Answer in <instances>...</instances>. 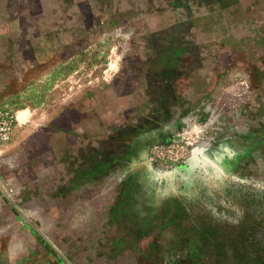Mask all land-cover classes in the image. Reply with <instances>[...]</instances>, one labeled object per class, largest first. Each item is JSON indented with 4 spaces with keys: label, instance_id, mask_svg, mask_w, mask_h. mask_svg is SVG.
<instances>
[{
    "label": "rangeland",
    "instance_id": "obj_1",
    "mask_svg": "<svg viewBox=\"0 0 264 264\" xmlns=\"http://www.w3.org/2000/svg\"><path fill=\"white\" fill-rule=\"evenodd\" d=\"M3 120L0 264H264V0H0Z\"/></svg>",
    "mask_w": 264,
    "mask_h": 264
},
{
    "label": "trees",
    "instance_id": "obj_2",
    "mask_svg": "<svg viewBox=\"0 0 264 264\" xmlns=\"http://www.w3.org/2000/svg\"><path fill=\"white\" fill-rule=\"evenodd\" d=\"M264 220V219H263ZM251 239V238H250ZM248 243V248L249 247H253V249H257V250H260V251H264V243H262V242H255V241H253V240H250L249 242H247ZM236 252L238 253V254H244L245 252H246V247H243V248H239V249H237L236 250Z\"/></svg>",
    "mask_w": 264,
    "mask_h": 264
},
{
    "label": "built area",
    "instance_id": "obj_3",
    "mask_svg": "<svg viewBox=\"0 0 264 264\" xmlns=\"http://www.w3.org/2000/svg\"><path fill=\"white\" fill-rule=\"evenodd\" d=\"M6 132H7V123H5V121H0V139L4 136H6ZM2 150V146H1V142H0V153Z\"/></svg>",
    "mask_w": 264,
    "mask_h": 264
}]
</instances>
